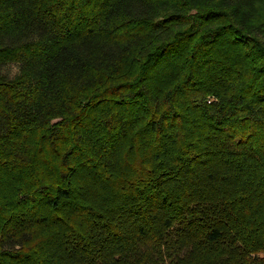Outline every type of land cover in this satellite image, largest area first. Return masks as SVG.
Returning <instances> with one entry per match:
<instances>
[{"label":"trees","instance_id":"obj_1","mask_svg":"<svg viewBox=\"0 0 264 264\" xmlns=\"http://www.w3.org/2000/svg\"><path fill=\"white\" fill-rule=\"evenodd\" d=\"M0 264H264V0H0Z\"/></svg>","mask_w":264,"mask_h":264}]
</instances>
